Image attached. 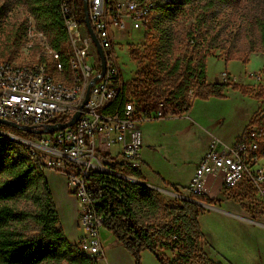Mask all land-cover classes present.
<instances>
[{"label": "built area", "instance_id": "obj_1", "mask_svg": "<svg viewBox=\"0 0 264 264\" xmlns=\"http://www.w3.org/2000/svg\"><path fill=\"white\" fill-rule=\"evenodd\" d=\"M59 4L69 48L66 57L70 83L55 80L42 59L22 65L0 59V119L36 130L48 124L67 123L80 110L92 80L100 75L101 59L84 23L82 5L79 9L76 0H59ZM88 9L92 31L105 54L104 76L91 86L76 124L53 134H32L33 139L21 142L28 147L29 158L39 171L59 172L67 179L77 200L83 230L75 245L77 253L90 264H102V261L107 264L100 238L105 221L97 207L104 190L95 179L105 174L137 181L113 167L120 165L124 170L138 171L142 165L141 125L177 116L174 111L167 115L152 107L148 110L129 94V84L123 81L115 51L117 37L129 27L145 31L149 28L156 9L154 2L88 0ZM34 31L32 23L24 39L29 50L35 47L31 41ZM37 35L39 46L43 48L39 57L50 59L54 62V70L66 75L62 54L51 47L43 33ZM200 38L201 30L193 29V40L200 43ZM251 77L256 83L263 79L261 72ZM221 78L225 80L227 74L223 73ZM0 135L9 136L10 133L0 131ZM113 145L120 146V151L111 153ZM209 178L217 181L214 195H210L211 188L207 186ZM242 185L250 187L264 203V124L255 119L233 146H226L220 140L210 143L186 194L179 198L205 208L207 204L199 202V198L215 199L223 193L230 197Z\"/></svg>", "mask_w": 264, "mask_h": 264}, {"label": "rangeland", "instance_id": "obj_2", "mask_svg": "<svg viewBox=\"0 0 264 264\" xmlns=\"http://www.w3.org/2000/svg\"><path fill=\"white\" fill-rule=\"evenodd\" d=\"M32 1L0 0V59L20 65L43 60L47 62L49 73L55 80L69 84L68 74L56 72L54 62L48 58L44 60L43 55L41 58L39 57L43 48L39 46L40 41L37 34L43 33L48 43L49 36L37 28L36 19L30 10ZM145 1H152L156 6L149 28L145 31V29L133 30L129 27L116 40L115 51L118 55L122 78L126 84H129V90L137 91L138 94L157 90L161 96L151 103L152 108L154 111L166 112L169 115L177 110L176 104L172 105L170 94L174 87L181 83L179 78L184 74L189 60L193 59L195 62L199 57H205L206 72L211 82L220 80L223 73L227 74V78H225V81L228 80L226 82L228 85L225 92L226 100H223L230 105L216 104L212 106L217 114L223 115L222 118L226 121L225 125L236 129L240 118L246 115V111L254 110L256 113L253 119L264 124V44L261 37V30L264 27V0H189L190 3H186L185 0ZM76 2L81 9V0H76ZM166 6L171 9L167 10ZM199 22L201 23L199 24ZM32 23L35 26L33 32L35 37L31 41L35 43V47L29 50L26 48L27 42L24 39H26V33ZM194 28L201 30V41L196 43L195 47L190 40V33ZM15 34H18L20 39L13 45ZM68 49V46L65 45V56L69 54ZM235 58L238 60L231 63L227 61ZM177 59L181 60L182 69L173 73L172 68ZM243 60L246 62H241ZM257 72H261L263 75V79L259 83H256L251 77V74ZM231 75L238 81L237 85L246 92V95L232 89L235 81L230 79ZM138 76L141 77L139 81H137ZM196 84L198 83L195 81L191 86H187V102L194 100ZM130 95L134 99L136 98L132 94ZM165 101L167 103L158 104ZM146 122H150L152 127L153 124H160L157 119ZM174 123L171 120L167 121L165 123L167 128L160 125L156 130L167 133ZM6 132L15 136L16 140L14 141L22 144L29 156V149L21 140H31L33 137L13 129H8ZM181 148L183 162L191 164L190 158L196 152L193 148V141L182 144ZM116 149V146L113 145L110 149L111 153ZM44 175L59 213L60 227L68 242L77 244L78 239L83 235V230L77 200L72 194L69 183L65 176L59 172L47 170ZM163 189L171 191L168 188ZM249 189V194L243 197L244 199L240 202H245L248 209L257 218L264 221V203L250 187ZM180 191L183 192V190ZM159 194L166 207L176 206L184 201L182 198L165 193ZM227 199H231L233 203L238 200V198L234 200L233 196L227 197L224 193L215 196L216 203L226 202ZM202 216L206 215L201 213L198 221ZM161 218H164L163 213ZM159 220L160 222L157 223L155 220L153 223L156 226L167 224V220ZM224 228L225 230H237L236 225ZM238 230L242 231L241 228ZM107 233L112 234L105 227L100 231L102 237ZM244 233L246 238L239 240L240 244L241 241H247L244 248L250 252L252 243V250L254 253L260 252L262 255L261 264H264V231H254L252 237L246 232ZM27 234L35 235V228L31 227ZM168 258L170 259V257ZM248 264H260V260L250 257Z\"/></svg>", "mask_w": 264, "mask_h": 264}, {"label": "trees", "instance_id": "obj_3", "mask_svg": "<svg viewBox=\"0 0 264 264\" xmlns=\"http://www.w3.org/2000/svg\"><path fill=\"white\" fill-rule=\"evenodd\" d=\"M185 2L190 3L189 0ZM166 9L171 7L166 6ZM30 10L38 30L47 34L51 47L62 54L68 74L69 63L64 52L67 38L59 0H33ZM14 37L13 45L20 39L18 34ZM261 37L264 44V27ZM190 40L194 47L197 46L193 31ZM181 69V60L177 59L173 73ZM140 79L138 76L137 81ZM179 79L181 83L170 94L172 105L176 104L174 112L177 117L192 109V102L186 100V88L195 81L198 84L194 99H226L227 84L207 83L205 57H199L195 62L190 59ZM232 89L246 95L237 84ZM128 92L148 110L152 107L151 103L161 96L157 90L141 94ZM118 105L122 107L120 101ZM8 129L11 128L0 124V131ZM113 169L142 181L138 171L124 170L120 165H115ZM95 182L101 184L104 190L97 205L104 216V227L134 258L135 264H142L141 253L144 251L153 254L159 264H214L200 247L204 240L198 221L204 211L200 205L184 200L179 205L166 207L157 191L116 176L98 175ZM172 189L178 193L176 187ZM198 201L208 205L215 203L204 198ZM162 213L164 218H161ZM159 219L167 220V224L156 226L153 221L158 223ZM58 225L59 214L44 173L32 163L22 144L0 135V264H90L88 259L77 253L76 247L68 242ZM31 227L36 230L33 236L27 234ZM163 249L169 250L176 259L171 260L161 254Z\"/></svg>", "mask_w": 264, "mask_h": 264}, {"label": "crops", "instance_id": "obj_4", "mask_svg": "<svg viewBox=\"0 0 264 264\" xmlns=\"http://www.w3.org/2000/svg\"><path fill=\"white\" fill-rule=\"evenodd\" d=\"M230 79L234 80L235 84L238 83L232 75ZM206 81L209 84H226L227 82L221 77L220 80L211 82L207 72ZM224 100L216 98H211L207 101L194 99L192 101V109L181 116L159 120L160 124H153V127L150 126V122L143 123L141 125L143 143L140 152L142 165L138 169L142 182L155 188H168L173 193L175 192L172 188L176 187L178 189L176 194L181 196L186 194V188H188L195 170L207 152L210 143L213 140H220L226 146H233L251 123L256 113V110L246 111V115L240 118V123L236 129H232L230 126L227 127L225 119L222 118L223 115L221 113L217 114L214 111L215 109L212 108L216 104H229ZM170 120L175 123L169 128V132L164 133L156 130L160 125L167 128L165 123ZM188 141H193V148L196 150L193 157L190 158L192 160L191 164L183 162L181 158L182 144H186ZM116 148L114 153L121 149L120 146H116ZM115 157L114 155L113 158ZM207 186L211 188L210 195H214L218 188L217 181L209 178ZM180 190H183V192ZM249 190L246 185L240 186L233 195L234 200L238 198L235 203L231 199H227L223 203H216L215 199L207 198V200H212L215 203L214 205H209L213 208H203L204 211L202 213L206 216H202L199 219L201 232L204 236L200 247L214 264H248L250 257L255 258V260L258 258L261 264L262 255L260 252L254 253L252 243L250 252H247L244 248L247 241H241V244L239 242V240L246 238L244 232L252 237V232L264 231V221L257 218L244 204L245 202H240L244 199L243 197L249 194ZM204 203L206 204V202ZM233 225L237 226V230H225L224 228H230ZM58 228L61 229L60 224ZM238 228H241L242 231L238 230ZM100 238L107 264H135L134 258L112 234L107 233L104 237L100 235ZM70 244L75 245L76 242ZM160 253L170 257L171 260L176 259L169 250L163 249ZM141 261L142 264H159L149 251L141 253ZM101 263L106 264L104 261Z\"/></svg>", "mask_w": 264, "mask_h": 264}, {"label": "water", "instance_id": "obj_5", "mask_svg": "<svg viewBox=\"0 0 264 264\" xmlns=\"http://www.w3.org/2000/svg\"><path fill=\"white\" fill-rule=\"evenodd\" d=\"M82 9H83V12H84V15H85V19H84V23L90 33V36H91V39L93 40L96 48H97V51H98V55L101 59V64H102V71L100 73L99 76L95 77L91 84H90V87H89V90L86 94V97L80 107V110L84 107V105L86 104L88 98H89V94H90V88L91 86L97 82L99 80L100 77L104 76L105 74V70H106V61H105V54H104V51L103 49L101 48L94 32L92 31V28H91V24H90V20H89V9H88V0H82ZM80 110H78L75 115L72 117V119L67 122V123H58V124H48V125H45L43 127V129H40V130H36V129H33L32 127H28V126H21L19 124H16L14 122H10V121H6V120H2L0 119V124L1 125H5L7 126L8 128H11L13 130H16V131H20L22 133H25V134H33V135H44V134H53V133H56V132H59V131H63L67 128H70L72 127L74 124L77 123V121L79 120L80 118V115H81V112ZM12 140H14L15 136L10 134L9 136H6ZM134 183H137V184H140L144 187H147L149 189H152V190H155V191H158L159 193H165V194H168V195H171V196H175V197H181L180 195L176 194V193H173V192H170L168 190H164V189H161V188H155V187H151L149 186L148 184H146L145 182H142V181H135ZM184 200V199H183ZM205 208H213L212 206H209V205H205Z\"/></svg>", "mask_w": 264, "mask_h": 264}]
</instances>
